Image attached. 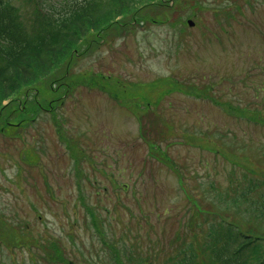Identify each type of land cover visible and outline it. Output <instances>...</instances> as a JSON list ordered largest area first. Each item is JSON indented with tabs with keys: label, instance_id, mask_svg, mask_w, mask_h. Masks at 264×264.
Here are the masks:
<instances>
[{
	"label": "rangeland",
	"instance_id": "obj_1",
	"mask_svg": "<svg viewBox=\"0 0 264 264\" xmlns=\"http://www.w3.org/2000/svg\"><path fill=\"white\" fill-rule=\"evenodd\" d=\"M131 22L77 49L56 108L30 106L52 79L16 97L31 108L0 127V264H115L113 249L216 264L203 246L219 220L264 234L245 216L264 195V124L240 118L264 121V0H151Z\"/></svg>",
	"mask_w": 264,
	"mask_h": 264
},
{
	"label": "trees",
	"instance_id": "obj_2",
	"mask_svg": "<svg viewBox=\"0 0 264 264\" xmlns=\"http://www.w3.org/2000/svg\"><path fill=\"white\" fill-rule=\"evenodd\" d=\"M48 1L0 0V127L25 121L24 119L13 120L12 117L25 113L34 105L39 108H51L55 105L56 108L60 98L62 97L63 100V95L66 93L60 92V89L70 84L65 72L69 70V63L75 57L73 54L76 55L77 49L80 48L82 53L90 45L97 44L98 41L102 42L103 40L99 37L111 28L116 29L117 36L123 35L129 23H134L131 21L135 14L151 2V0H63L58 8L51 4V9L45 11L43 4L49 3ZM19 4H24L22 6L27 7L28 11L31 7L29 19H25L28 11L23 14L21 7L20 9L18 7ZM127 17H130L129 22L119 23L121 18ZM28 20L29 28L23 22ZM90 36H93V39L87 40ZM48 80L51 81L44 90L48 88V91H51V100L48 103L37 104L39 100L34 99L30 104L31 107L26 110L23 105L24 110H21L16 97L32 85H39ZM52 85L57 86L55 90L51 89ZM138 86L140 88L141 85ZM134 92L128 95L132 98H138L141 95V93L134 95ZM36 93L39 94V92ZM27 96L28 94H25V99ZM5 110L6 114H2ZM50 112L54 113L55 109ZM146 115L149 113L147 112ZM231 116L234 117L233 114ZM254 116L255 113L249 114L248 118L240 114V118L246 122L264 124V121L253 120ZM136 117L141 128L144 129L141 123L142 114L137 113ZM54 120L59 122L58 119ZM0 132L2 133V130ZM254 189L255 186L247 190L251 192ZM263 196L259 203L257 201L250 204L252 206L248 213L245 212L246 221H249V224L256 214L264 220ZM243 199L245 200V197ZM233 202L238 204L237 200ZM88 212L95 229L99 228L98 224L101 220L98 215ZM246 227L243 228L240 221L239 223L233 220L225 222L223 219L209 227L208 237L210 240H216V243L203 247L216 259V264H264V248H261L260 243L264 241V234L253 232L249 225ZM11 241L17 243L18 238H8L6 245ZM58 256L61 259L59 252ZM112 257L114 263L119 264L121 259L119 260L114 249ZM173 261V264H196L192 254H184Z\"/></svg>",
	"mask_w": 264,
	"mask_h": 264
},
{
	"label": "water",
	"instance_id": "obj_3",
	"mask_svg": "<svg viewBox=\"0 0 264 264\" xmlns=\"http://www.w3.org/2000/svg\"><path fill=\"white\" fill-rule=\"evenodd\" d=\"M190 23V22H189ZM191 24V23H190Z\"/></svg>",
	"mask_w": 264,
	"mask_h": 264
}]
</instances>
